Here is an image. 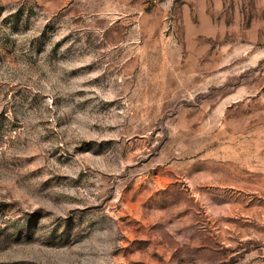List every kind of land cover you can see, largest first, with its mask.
<instances>
[{
    "label": "rangeland",
    "instance_id": "374dc122",
    "mask_svg": "<svg viewBox=\"0 0 264 264\" xmlns=\"http://www.w3.org/2000/svg\"><path fill=\"white\" fill-rule=\"evenodd\" d=\"M0 264H264V0H0Z\"/></svg>",
    "mask_w": 264,
    "mask_h": 264
}]
</instances>
